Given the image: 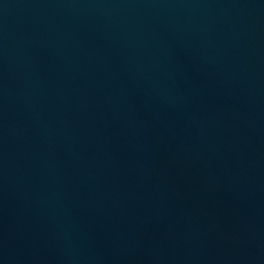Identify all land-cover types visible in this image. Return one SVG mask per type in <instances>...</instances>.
I'll list each match as a JSON object with an SVG mask.
<instances>
[{
    "label": "water",
    "instance_id": "95a60500",
    "mask_svg": "<svg viewBox=\"0 0 264 264\" xmlns=\"http://www.w3.org/2000/svg\"><path fill=\"white\" fill-rule=\"evenodd\" d=\"M0 264H264V0H0Z\"/></svg>",
    "mask_w": 264,
    "mask_h": 264
}]
</instances>
